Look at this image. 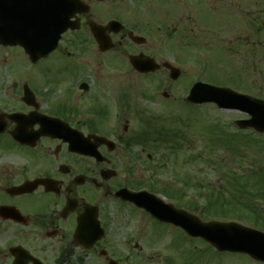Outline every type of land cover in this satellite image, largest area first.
<instances>
[{
  "label": "flooded vegetation",
  "instance_id": "obj_1",
  "mask_svg": "<svg viewBox=\"0 0 264 264\" xmlns=\"http://www.w3.org/2000/svg\"><path fill=\"white\" fill-rule=\"evenodd\" d=\"M79 1L70 19L73 27L63 33L57 49L33 64L24 48L3 43L25 35V3L0 0V54L15 74V79L0 80V125L5 128L0 133V209L8 210L0 213V257L5 264H200L209 253L204 264H264L248 253L218 248L235 242L264 245V237L254 232L235 234L243 230L239 225L264 233V190H250V176L197 175L179 179L177 191L163 189L161 196L181 211L173 217L179 225L160 221L123 192L149 184L138 174L152 117L144 104L153 97L152 75L170 73L164 63L171 61L159 48L153 50L159 45L153 40L166 37L168 46L177 35L187 39L195 34L208 4L215 34L228 33L234 18L247 20L238 37L244 48L251 37L261 38L264 0ZM40 13L52 17V5L40 7ZM66 40L69 45L63 48ZM76 52L97 62L68 63L58 78L52 66ZM142 54L162 67L151 74L138 72L130 59ZM21 59L27 70L48 69L31 78L16 64ZM51 87H59L61 94ZM26 91L31 99H25ZM14 113L61 119L67 137L46 135L34 146H5L2 138L11 137L17 126L9 117ZM26 124L27 132L41 128L40 123ZM13 154L20 161L5 158ZM25 184L28 191L18 193ZM138 221L152 224L141 239L132 232ZM123 225L131 232L121 238L117 229ZM10 237L16 238L13 244L6 242ZM174 247H188L192 254L184 260Z\"/></svg>",
  "mask_w": 264,
  "mask_h": 264
},
{
  "label": "rangeland",
  "instance_id": "obj_2",
  "mask_svg": "<svg viewBox=\"0 0 264 264\" xmlns=\"http://www.w3.org/2000/svg\"><path fill=\"white\" fill-rule=\"evenodd\" d=\"M202 8L203 13L199 18L201 25L200 28H196L195 34H189L187 39L185 36L177 35L171 38L168 46L166 37L160 36L153 40L156 45L159 44L158 47L154 46L153 50L159 48V51L165 52L181 68L182 74L175 82L169 78V73L162 71L155 74L151 78L153 97L144 105L147 106L158 128L166 125L170 129L169 135L167 132L168 137L177 136L172 131L180 132L179 137H176L180 147L175 150L173 148L175 146L170 143L162 144L159 139H155L157 133L153 131L151 141L146 145L148 147L145 148L141 159V164L144 166L141 165L140 168L143 171L138 174L140 177H148L149 183L154 185L157 193L166 188L177 191L181 187L179 179L192 180L197 175L250 176L253 179V182L248 183L250 190H264L262 183L264 134L256 132L255 134L253 130H241L235 124V120L247 118L248 115L235 110H222L214 104H203L194 108L186 104L189 87L196 81L226 84L236 91H245L264 99V26L261 38L251 37L243 48V39L238 37L241 32L246 31L247 20L242 21L241 16L234 18L230 30H227L228 33L215 34L212 29L210 6L204 4ZM185 11L193 14L192 9ZM183 24H187V18L184 19ZM189 25L193 26V19L190 20ZM190 40H195V43ZM67 42L66 40L62 43L63 48L69 45ZM2 59L0 54V80L15 79L12 70L14 67H7ZM72 62H97V60L95 57L83 56L81 52H76L75 57L68 61L59 59L57 64L52 66V69H56V73L59 72L58 78L64 77L65 68ZM16 64L24 67V69L20 68L21 73L29 74L31 78H38V73L48 69L45 67L38 68L39 70L33 68L27 70L25 59L16 61ZM58 89L60 88H50L56 95L61 94ZM50 90L47 93L50 94ZM163 92H168L170 96H164ZM138 104L140 105L141 101ZM2 141L5 146H20L9 136L3 137ZM167 145L171 148H166ZM137 152H140V148ZM148 156H150L149 161L146 158ZM5 158L16 162L21 159L15 154ZM188 189L186 188L187 191ZM123 226L117 229V234H120L121 238L126 232H131L130 226H124L125 228ZM150 229L152 224L149 222H139L133 227L132 232L137 233V238L141 239V234L146 236ZM156 229L160 231L163 228L156 226ZM172 236L173 233L169 235L170 241ZM15 239L10 237L6 242L13 244ZM187 248L184 247L183 250L181 247H174L173 250L176 254L184 253V260H187L192 254ZM195 248L203 250L207 247L197 245ZM208 256L209 253L200 264L209 261L211 256ZM0 264H5L1 257ZM154 264H162V261L159 260Z\"/></svg>",
  "mask_w": 264,
  "mask_h": 264
},
{
  "label": "water",
  "instance_id": "obj_3",
  "mask_svg": "<svg viewBox=\"0 0 264 264\" xmlns=\"http://www.w3.org/2000/svg\"><path fill=\"white\" fill-rule=\"evenodd\" d=\"M58 6L61 7L64 5L63 3L66 0H57ZM68 2V1H67ZM68 21L67 17H58L57 20V32L54 33L53 37L50 39V43L46 46L42 47L39 45V42L33 39L31 42L26 41V43H22L28 54L36 60L37 58L41 57L42 55H46L50 51L54 50L58 44L60 39L61 33L67 27ZM132 64L138 68L140 71H155L159 66L154 62L153 59H148L147 61H143L141 57H133L131 58ZM147 63V65H145ZM167 66L169 64H166ZM171 69V77L173 79H177L180 75V71L176 68L169 66ZM28 97V96H27ZM188 100L194 103H204V102H215L218 104L220 108L224 109H237L244 112H247L251 115V118L248 120H239L237 121L238 125L242 128L253 127L259 132H264V100L256 99L251 96H246L234 92L230 89L226 88H219L205 83H197L193 87L188 97ZM12 119L17 120V115H12ZM18 121V120H17ZM59 121L57 119H50L44 117L42 119V129L37 131V133H32L31 135L27 136V132L24 131L22 127H17L13 132L12 135L15 139L20 141L21 143H26L30 145H34L36 141L42 135H48L51 133L47 132L45 129H52L57 124L56 122ZM61 122V121H59ZM4 129V127H3ZM28 186H22L17 189L19 192L28 191ZM148 209L158 217L162 216L163 212L161 210H154L152 207H148ZM82 232V230H79ZM233 249H241L240 246H233ZM244 249H247L246 247ZM14 264H20L16 261Z\"/></svg>",
  "mask_w": 264,
  "mask_h": 264
},
{
  "label": "trees",
  "instance_id": "obj_4",
  "mask_svg": "<svg viewBox=\"0 0 264 264\" xmlns=\"http://www.w3.org/2000/svg\"><path fill=\"white\" fill-rule=\"evenodd\" d=\"M154 128L155 129H153V131H155L157 133V136H155V139H159L162 144L170 143L171 145H174L175 146V147H173L174 149L177 148L176 146L179 144H178V138L176 139V137H178L180 135L179 131H172L173 134H175L177 136H173V137L169 136L168 137L169 130H167L164 125H162L161 128H158L157 126ZM167 132H168V135H167ZM249 143H250V141H249ZM170 148H171V146H170Z\"/></svg>",
  "mask_w": 264,
  "mask_h": 264
}]
</instances>
